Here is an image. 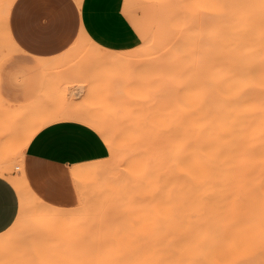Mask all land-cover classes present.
<instances>
[{
	"label": "bare ground",
	"instance_id": "bare-ground-1",
	"mask_svg": "<svg viewBox=\"0 0 264 264\" xmlns=\"http://www.w3.org/2000/svg\"><path fill=\"white\" fill-rule=\"evenodd\" d=\"M145 1L151 0L132 3ZM158 1L162 5L163 0ZM12 2L6 0L3 7L11 45L7 23ZM184 3L186 15L179 20L184 32L167 31L161 39L165 48L169 45L163 57L171 56L167 78L181 84L180 102L175 108L150 106L147 119L134 127L137 134L127 135L138 144L123 163L126 173L112 197L116 214L104 210L93 228L82 231L71 227L75 218H58L57 211L35 208L34 214L42 219L38 226L44 227L43 240L38 241L44 255H36L39 245L24 244L19 254L26 260L23 264H264V0ZM103 59L110 60L105 55ZM50 70L47 67L46 73ZM75 92L72 95L78 97ZM192 97L198 103L191 105ZM42 105L40 112L50 110L49 104ZM79 112L46 113L26 136L24 147L54 120L76 119L95 129L110 123L85 108ZM121 141L118 134L116 148ZM257 156L261 167H255ZM169 162L178 168L171 204L178 210L183 203L187 206L185 263L181 234L165 230ZM18 168L11 180L23 209L26 193L31 192ZM256 169L258 175L253 173ZM5 171L0 167V173ZM56 223L67 226L53 232ZM7 236L0 237L1 245Z\"/></svg>",
	"mask_w": 264,
	"mask_h": 264
},
{
	"label": "rangeland",
	"instance_id": "rangeland-1",
	"mask_svg": "<svg viewBox=\"0 0 264 264\" xmlns=\"http://www.w3.org/2000/svg\"><path fill=\"white\" fill-rule=\"evenodd\" d=\"M5 1L0 0V59L16 51L14 44L11 45L8 40L5 27L3 13ZM84 1L89 26L85 23L76 41L65 54L59 57L60 62L51 67L50 74H46L38 98L20 106L10 105L0 100V167L6 170L8 176L14 177L17 174L28 134L49 113L53 116L70 109L82 112L85 108L88 114L96 113L100 121L103 119L104 122L110 123L106 122V126L103 123L104 127L95 129L82 122L96 138L84 141L82 160L73 165V171L76 170L77 173L74 175L79 193L77 205L69 208L56 207L44 203L32 191L26 193L25 207L22 209L20 206L21 210L19 209L14 223L0 233V237L7 234L8 241H11H6L5 245L0 244V264H17L18 262L23 264L26 260L24 257H19L22 256L20 246L29 242L39 245L35 248L41 252L36 255H44L40 250V239L43 240L41 235L44 227L38 226L42 219L34 214L35 208L39 206L57 211L58 218L62 216L67 220L75 218L77 223L71 227L82 231L93 228L104 214V210L114 214L116 206L112 203V197L116 194V185L122 181L126 173L123 163L133 156L135 146L138 144L134 138L129 141L130 139L126 138L127 135L137 134V129L134 127L138 123L142 125V122L147 119L150 106L168 105L175 108L180 102L178 92L181 84L167 78L171 56L166 59L163 57L169 45L165 48L161 39L167 31L184 32L185 29L181 30L179 26V20L186 15V6H181L184 1L163 0L161 5L158 0H151L150 3L156 7L157 11L155 23L151 24V32L147 37L144 30H139L140 33L137 31L136 41L133 37L134 25L137 19L143 16L145 10L142 7L133 8V0H126L125 18L121 14V9L116 7L115 0ZM187 1L185 0L186 4ZM143 3L150 4L149 1ZM94 30H97L96 35ZM94 35L100 37L101 42L92 39ZM169 48L171 49L172 46ZM103 55L110 60H104ZM74 92L78 93V97L74 96ZM71 96L74 97L71 98ZM90 96L93 97L89 105L87 99ZM202 101L205 102V99ZM196 103L198 100L192 97L190 104ZM42 104H45V107L49 104L50 110L47 109L49 113L47 110L40 112L44 108ZM56 105L58 108H55ZM18 114L21 115L17 117ZM122 121L131 123L126 125ZM118 134L122 141L116 148ZM255 167H261L260 157ZM177 170L178 168L171 166L170 162L166 166L165 230L166 232L177 230L181 234L182 261L185 263L187 206L183 203L178 210L171 204L172 196L175 195V192L171 193V186L176 179ZM253 173L255 175L259 173L258 169ZM66 226L56 223L51 229L57 232ZM198 230H202V227H198ZM9 234L12 236L10 237ZM261 255L264 258V243ZM17 257L23 262L19 258L17 260ZM46 257L47 261L48 256Z\"/></svg>",
	"mask_w": 264,
	"mask_h": 264
},
{
	"label": "crops",
	"instance_id": "crops-1",
	"mask_svg": "<svg viewBox=\"0 0 264 264\" xmlns=\"http://www.w3.org/2000/svg\"><path fill=\"white\" fill-rule=\"evenodd\" d=\"M78 1L13 0L7 26L16 51L0 59L1 101L20 106L38 98L46 68L57 65L59 57L76 41L85 23L89 26L85 1ZM115 2L124 17L126 0ZM152 5L132 3L133 8L145 10L134 25V41L137 31L144 30L145 37L151 32L157 15ZM94 33L96 35L97 30ZM95 35L92 39L101 42ZM95 138L81 121L70 118L54 120L39 129L24 147L20 159L30 191L48 205L62 208L77 205L79 193L73 165L82 160L84 141ZM19 208L20 197L11 176L0 173V233L14 223Z\"/></svg>",
	"mask_w": 264,
	"mask_h": 264
}]
</instances>
